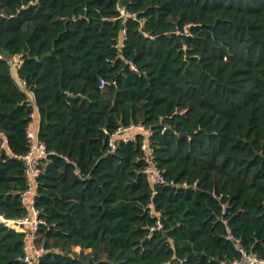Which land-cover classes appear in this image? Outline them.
Here are the masks:
<instances>
[{"label": "trees", "instance_id": "trees-1", "mask_svg": "<svg viewBox=\"0 0 264 264\" xmlns=\"http://www.w3.org/2000/svg\"><path fill=\"white\" fill-rule=\"evenodd\" d=\"M119 2L0 0V54L25 57L18 72L0 61V132L26 154L36 107L55 153L35 204L39 264H232L228 227L264 259V0H131L127 22ZM131 124L150 128L176 184L154 197L142 136L108 152ZM26 188L25 164L0 146V217L28 215ZM150 203L163 229L148 238ZM27 238L0 222V264H24Z\"/></svg>", "mask_w": 264, "mask_h": 264}, {"label": "built area", "instance_id": "built-area-1", "mask_svg": "<svg viewBox=\"0 0 264 264\" xmlns=\"http://www.w3.org/2000/svg\"><path fill=\"white\" fill-rule=\"evenodd\" d=\"M118 10L121 13V17L124 22L128 19L138 20L136 14L128 15L125 8H120L118 5ZM127 40V30L124 28L122 33V39L117 42L115 48L121 51L125 46ZM0 61L6 62L9 67L18 72L25 62V57L23 55H14L8 57L4 54H0ZM132 68L136 70V67L132 64ZM19 84L22 89H27V83L25 80L18 78ZM107 83L101 81L100 87L102 89L106 88ZM34 107V106H33ZM31 123L26 130V140L28 144V152L24 155H15L10 147L8 138L2 132H0V146L3 150H6L9 154V159L13 160L15 158L20 159L25 164V177L27 182V188L21 192V202L24 208L28 210V215L22 219L15 221L5 220L0 217V222L9 226L10 228L24 232L28 235L27 242L24 246V254L21 261L24 264H39L40 259L49 250L46 249L44 244L40 242L39 231L42 225H45V221L40 218V212L37 210L35 204L38 197L39 188V178L42 173V166L45 161L54 152L48 150L45 142L39 138V122H38V110L34 107L31 113ZM142 136V151L144 153L143 160L145 162V168L142 173L148 176L150 184L154 189L153 197L156 194V188L165 185H176L174 182H168L162 170L159 168L155 148L152 143V132L150 128L143 124H131L129 126L120 127L115 133L110 136L109 139V153H115L121 143L136 142L138 137ZM183 187H188L186 183L182 184ZM148 209L154 213V205L150 203ZM156 215V214H155ZM157 223L149 228V236L151 238L154 233L159 232L163 229V224L160 216L157 214ZM227 222L225 221V224ZM226 239L230 241L237 251L240 253L241 257L234 260L232 264H264V259H260L256 254L248 252L242 244L241 239L234 236L230 227L227 228Z\"/></svg>", "mask_w": 264, "mask_h": 264}, {"label": "water", "instance_id": "water-1", "mask_svg": "<svg viewBox=\"0 0 264 264\" xmlns=\"http://www.w3.org/2000/svg\"><path fill=\"white\" fill-rule=\"evenodd\" d=\"M130 2H131V0H120L119 7L120 8H126L130 4Z\"/></svg>", "mask_w": 264, "mask_h": 264}, {"label": "rangeland", "instance_id": "rangeland-1", "mask_svg": "<svg viewBox=\"0 0 264 264\" xmlns=\"http://www.w3.org/2000/svg\"><path fill=\"white\" fill-rule=\"evenodd\" d=\"M74 252H75L77 255H80V254L82 253L80 249H76V250H74Z\"/></svg>", "mask_w": 264, "mask_h": 264}]
</instances>
